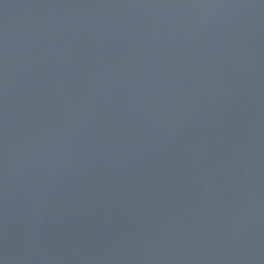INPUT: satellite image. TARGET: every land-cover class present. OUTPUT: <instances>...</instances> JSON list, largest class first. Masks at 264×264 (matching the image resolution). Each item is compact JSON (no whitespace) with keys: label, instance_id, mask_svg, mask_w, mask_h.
Masks as SVG:
<instances>
[{"label":"water","instance_id":"1","mask_svg":"<svg viewBox=\"0 0 264 264\" xmlns=\"http://www.w3.org/2000/svg\"><path fill=\"white\" fill-rule=\"evenodd\" d=\"M0 264H264V0H0Z\"/></svg>","mask_w":264,"mask_h":264}]
</instances>
